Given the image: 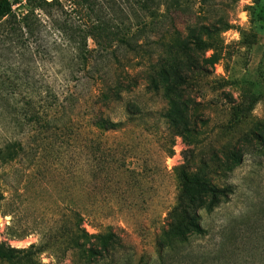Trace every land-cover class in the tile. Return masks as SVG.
Returning a JSON list of instances; mask_svg holds the SVG:
<instances>
[{"label":"rangeland","instance_id":"obj_1","mask_svg":"<svg viewBox=\"0 0 264 264\" xmlns=\"http://www.w3.org/2000/svg\"><path fill=\"white\" fill-rule=\"evenodd\" d=\"M58 1L62 8L35 7L44 38L34 74L68 87L70 112L0 165V244L18 250L21 264H264V0H156L144 11L142 0H100L128 43L99 50L87 38L89 72L73 71L74 44L62 29L83 26V13ZM19 63L2 59L0 81L14 73L21 84ZM162 67L187 78L172 105L147 87V69ZM115 84L119 95L102 103ZM96 115L117 127H93ZM182 121L191 142L176 135L172 124ZM8 139L0 133V144ZM184 171L231 193L199 210L203 232L161 259L157 242ZM76 214L89 234L115 232L114 255L88 260L71 247Z\"/></svg>","mask_w":264,"mask_h":264},{"label":"trees","instance_id":"obj_2","mask_svg":"<svg viewBox=\"0 0 264 264\" xmlns=\"http://www.w3.org/2000/svg\"><path fill=\"white\" fill-rule=\"evenodd\" d=\"M20 1L0 0V61L19 59V65L22 66V70H19L21 84L16 82L14 73L10 78L0 81V90L5 89L4 92L8 94L7 97H0V133L3 137H10L0 144V165L13 161L21 155L25 149L26 136H32L36 132L51 131L52 126L60 124L70 112L66 103L69 97L68 87L66 90L59 91L53 86L40 83L34 74L37 68L34 57L40 54L41 41L44 38L43 27L34 12L35 7L62 8L61 3L58 0H37L32 2L25 12L17 13L14 6ZM72 1L74 9L83 13L85 18L83 26L70 24L62 29H65L64 35L74 44L75 52L72 60L75 61L73 65L76 70L73 71L89 72L87 66L94 50L87 48V38L92 39L99 50L112 48L114 42L127 44L128 38L123 34L120 35V26H114L116 30L112 29L113 17L109 16L107 8L100 0ZM149 1L156 2V0H142L140 9L149 10ZM109 9L113 10L112 7ZM195 43L199 44L197 40ZM206 59L208 58H204V61H207ZM15 67L19 68L16 65ZM68 71L72 72L70 69ZM172 73H174L173 82H171ZM12 76L14 79L11 78ZM146 82L151 91L160 93L164 99L168 100V104L172 105L175 98L180 95L178 93L182 91V87L186 85L187 78L177 70L173 72L162 67L151 71L147 69ZM111 91L102 93L100 97L102 103L110 102L112 97H116L121 92L116 84ZM126 111L135 113L134 105L129 103ZM234 115L237 118V112ZM164 116L173 120L169 113ZM90 123L101 130H110L118 125L109 118L99 115L94 116ZM172 125L176 126L177 136L186 142L193 141L192 135L195 132L190 130L188 123L173 122ZM181 176L180 191L176 195L174 206L168 212L166 226L162 229L161 238L157 242V255L161 259L173 253L176 242L185 241L189 236L203 232L198 221L199 210L213 211L231 193V188L228 186L207 185L205 182L190 178L185 171ZM1 193L0 190V199ZM76 216L74 230L70 236L71 247L81 251L88 260L114 255L115 248L121 245L115 232L110 230L105 233L89 234L81 228V217L77 214ZM17 253L18 250L6 248L0 244V260L9 264H21Z\"/></svg>","mask_w":264,"mask_h":264}]
</instances>
